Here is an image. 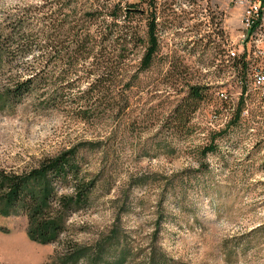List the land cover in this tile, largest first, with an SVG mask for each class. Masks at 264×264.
I'll return each mask as SVG.
<instances>
[{
	"label": "rangeland",
	"instance_id": "obj_1",
	"mask_svg": "<svg viewBox=\"0 0 264 264\" xmlns=\"http://www.w3.org/2000/svg\"><path fill=\"white\" fill-rule=\"evenodd\" d=\"M126 1L146 11V44L127 60L126 109L84 119L64 108L39 111L31 98L0 101L1 169L22 172L79 145L82 175L97 181L91 203L55 243L28 237L25 212L0 213V238L32 247L20 253L0 243V264H63L71 242L89 248L76 264H264V101L234 78L233 100L220 96L229 74L219 52L223 27L237 23L234 0ZM38 2L0 0V24ZM152 8L159 46L145 67ZM191 86L203 88L198 108L176 111Z\"/></svg>",
	"mask_w": 264,
	"mask_h": 264
},
{
	"label": "trees",
	"instance_id": "obj_2",
	"mask_svg": "<svg viewBox=\"0 0 264 264\" xmlns=\"http://www.w3.org/2000/svg\"><path fill=\"white\" fill-rule=\"evenodd\" d=\"M153 12L152 8L148 13L145 67L159 46ZM19 14H9L6 23L0 24V75L6 81L0 82V101L4 106L31 98L39 111L64 108L84 119L127 108L126 103L120 104L129 86L124 76L127 60L146 42L141 26L146 11L139 3L39 0ZM37 48L41 52H35ZM21 59L28 65L19 64ZM190 89L176 111L190 114L198 108L203 88ZM185 121L188 116L182 117ZM95 144L86 141L82 146ZM78 150L79 145H74L22 172L0 168V213L25 212L31 240L44 245L58 242L73 213L91 203L97 181L82 175ZM60 186L73 192L63 193ZM72 243H67L63 264H76L88 256V247Z\"/></svg>",
	"mask_w": 264,
	"mask_h": 264
},
{
	"label": "built area",
	"instance_id": "obj_3",
	"mask_svg": "<svg viewBox=\"0 0 264 264\" xmlns=\"http://www.w3.org/2000/svg\"><path fill=\"white\" fill-rule=\"evenodd\" d=\"M234 7L237 23L231 31L223 27L225 35L219 52L220 66L229 74L222 81L220 96L227 102L233 100L230 79L234 78L241 86L257 90L264 101V0H234Z\"/></svg>",
	"mask_w": 264,
	"mask_h": 264
},
{
	"label": "bare ground",
	"instance_id": "obj_4",
	"mask_svg": "<svg viewBox=\"0 0 264 264\" xmlns=\"http://www.w3.org/2000/svg\"><path fill=\"white\" fill-rule=\"evenodd\" d=\"M0 243L1 244H5L6 246L10 245V246H13L14 248L16 247V250L17 252H20V253H24V252H29L31 250V245H28L27 243H19V242H13V244H9V242L7 243L6 240H3V238H0Z\"/></svg>",
	"mask_w": 264,
	"mask_h": 264
}]
</instances>
